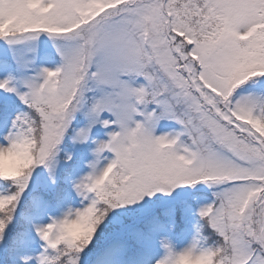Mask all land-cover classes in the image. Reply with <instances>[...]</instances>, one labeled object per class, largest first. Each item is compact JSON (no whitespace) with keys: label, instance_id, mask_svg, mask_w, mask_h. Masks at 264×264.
I'll use <instances>...</instances> for the list:
<instances>
[{"label":"snow or ice","instance_id":"1","mask_svg":"<svg viewBox=\"0 0 264 264\" xmlns=\"http://www.w3.org/2000/svg\"><path fill=\"white\" fill-rule=\"evenodd\" d=\"M0 264H264V0H0Z\"/></svg>","mask_w":264,"mask_h":264}]
</instances>
